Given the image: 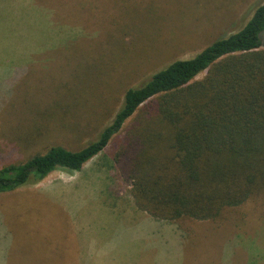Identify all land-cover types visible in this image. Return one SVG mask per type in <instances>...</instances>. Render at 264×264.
Masks as SVG:
<instances>
[{
	"label": "rangeland",
	"instance_id": "374dc122",
	"mask_svg": "<svg viewBox=\"0 0 264 264\" xmlns=\"http://www.w3.org/2000/svg\"><path fill=\"white\" fill-rule=\"evenodd\" d=\"M263 1L0 0V167L92 141L128 88L238 31ZM151 103L81 170L0 193L16 235L10 264H49L53 252L54 264H264V194L222 221L173 222L138 208L117 162Z\"/></svg>",
	"mask_w": 264,
	"mask_h": 264
},
{
	"label": "trees",
	"instance_id": "16d2710c",
	"mask_svg": "<svg viewBox=\"0 0 264 264\" xmlns=\"http://www.w3.org/2000/svg\"><path fill=\"white\" fill-rule=\"evenodd\" d=\"M263 33L264 1L238 31L128 88L92 141L76 150L51 145L0 167V193L57 169L81 170L151 100L143 132L134 141L126 135L118 154L136 205L167 221L224 220L232 208L264 194Z\"/></svg>",
	"mask_w": 264,
	"mask_h": 264
},
{
	"label": "crops",
	"instance_id": "0c3cea01",
	"mask_svg": "<svg viewBox=\"0 0 264 264\" xmlns=\"http://www.w3.org/2000/svg\"><path fill=\"white\" fill-rule=\"evenodd\" d=\"M145 221H148L146 223L151 228V220L146 218ZM0 229L2 232V234H0V246H1L0 247V264H10V262L13 261L12 255H13V249L15 246L14 241H16V235H15V232L12 230V226L7 219V214L1 208H0ZM6 234H9V239L12 238V244L11 245H4V242H5L4 236ZM15 251H16V249H15ZM4 255H5V257H4ZM53 257H54V252L48 253V260L46 259L47 263L54 264V261H52ZM72 257H74V256H72ZM98 258L101 259V257H98ZM37 259H38L37 262L43 260V258H40V257H37ZM88 259H90V258L85 259L84 264H88L91 261ZM101 260H103V259H101ZM71 261H74V264H76L75 258H72ZM71 261H70V263H71ZM40 264H43V263H40Z\"/></svg>",
	"mask_w": 264,
	"mask_h": 264
}]
</instances>
